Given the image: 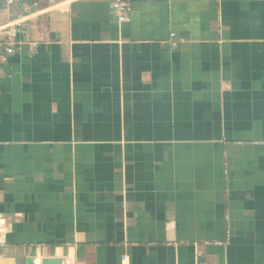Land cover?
<instances>
[{"label":"crops","instance_id":"0c3cea01","mask_svg":"<svg viewBox=\"0 0 264 264\" xmlns=\"http://www.w3.org/2000/svg\"><path fill=\"white\" fill-rule=\"evenodd\" d=\"M128 17L0 6V264H264V0Z\"/></svg>","mask_w":264,"mask_h":264},{"label":"built area","instance_id":"2783aa9c","mask_svg":"<svg viewBox=\"0 0 264 264\" xmlns=\"http://www.w3.org/2000/svg\"><path fill=\"white\" fill-rule=\"evenodd\" d=\"M19 1L25 0H0V6H12ZM114 17L119 22H126L129 20V13L131 12V5L133 0H110ZM10 53L13 50H9ZM4 244L0 243V252L3 251Z\"/></svg>","mask_w":264,"mask_h":264},{"label":"water","instance_id":"95a60500","mask_svg":"<svg viewBox=\"0 0 264 264\" xmlns=\"http://www.w3.org/2000/svg\"><path fill=\"white\" fill-rule=\"evenodd\" d=\"M42 264H65L62 258H46L42 260Z\"/></svg>","mask_w":264,"mask_h":264}]
</instances>
